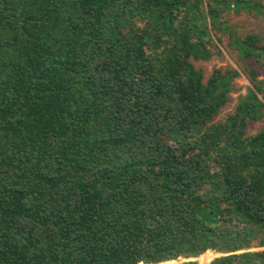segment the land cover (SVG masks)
<instances>
[{"label":"trees","instance_id":"1","mask_svg":"<svg viewBox=\"0 0 264 264\" xmlns=\"http://www.w3.org/2000/svg\"><path fill=\"white\" fill-rule=\"evenodd\" d=\"M262 7L0 0V264H264V86L216 123L239 72L194 63L264 68Z\"/></svg>","mask_w":264,"mask_h":264},{"label":"rangeland","instance_id":"2","mask_svg":"<svg viewBox=\"0 0 264 264\" xmlns=\"http://www.w3.org/2000/svg\"><path fill=\"white\" fill-rule=\"evenodd\" d=\"M263 7L261 9L262 14H256L252 12L251 14L245 11L240 14H234L233 12L224 17L225 20L229 21V25L233 26L241 37L246 34L258 35L263 41L264 45V0H259ZM217 36L222 37V44L220 49L222 50V55L219 56L214 54L212 58L206 61L194 62L195 66L202 69L205 74V82L212 74L214 68H222L223 70L232 69L239 72V76L233 79L234 90L230 93V102L221 110L219 115L215 118V122H224L228 115L233 114L241 97H246L250 89L253 88V80L251 72L255 71L258 74L256 82H261L264 86V73L260 64L253 62L248 63V60L242 62L238 55V51L234 50L232 46L229 45L227 36H223L220 32H217ZM213 51V49H212ZM249 65V66H246ZM260 99L264 98V94L259 95ZM264 129V118L259 122H251L249 128L247 129L248 136H254L256 133ZM260 250V248H256ZM254 249V250H256ZM253 250V249H252ZM218 254H210V260L218 257Z\"/></svg>","mask_w":264,"mask_h":264}]
</instances>
